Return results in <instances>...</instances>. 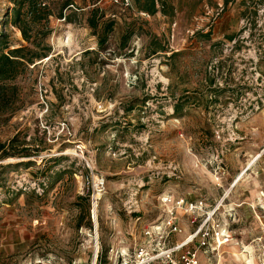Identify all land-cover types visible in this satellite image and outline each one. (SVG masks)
<instances>
[{"label": "rangeland", "instance_id": "374dc122", "mask_svg": "<svg viewBox=\"0 0 264 264\" xmlns=\"http://www.w3.org/2000/svg\"><path fill=\"white\" fill-rule=\"evenodd\" d=\"M45 3L33 47L0 0V54L47 55L3 81L0 144L30 156L0 160V264H95L97 243L112 264L163 226L166 196L217 209L221 264H264V0H77L63 18ZM94 7L99 34L115 23L103 47Z\"/></svg>", "mask_w": 264, "mask_h": 264}, {"label": "built area", "instance_id": "2783aa9c", "mask_svg": "<svg viewBox=\"0 0 264 264\" xmlns=\"http://www.w3.org/2000/svg\"><path fill=\"white\" fill-rule=\"evenodd\" d=\"M120 1L126 6L129 5V0ZM162 203L167 207V219L163 226L158 227L155 232L146 227L144 234L151 239L136 242L131 252L119 254L111 247L108 253L111 263L114 264L113 259L118 258L115 264H221L220 251L232 239H229L228 228L223 227L216 219L217 209H207L203 200H190L185 197L166 196ZM180 212L193 216L192 223H197V228L186 239H166L171 233L182 232L178 222ZM102 257V249L100 251L97 243L95 264Z\"/></svg>", "mask_w": 264, "mask_h": 264}, {"label": "trees", "instance_id": "16d2710c", "mask_svg": "<svg viewBox=\"0 0 264 264\" xmlns=\"http://www.w3.org/2000/svg\"><path fill=\"white\" fill-rule=\"evenodd\" d=\"M16 6L13 8L12 22L20 29L24 40L33 47H37L38 43L30 31L31 24H40L44 20H47L51 13L48 11L45 0H14ZM77 0H61L60 18L64 17V10L71 8V5H75ZM99 8L94 7L91 10V17L89 18V25L93 29L95 34L98 33L101 21L97 15ZM150 14H155L157 8L155 2H152L150 7L144 8ZM66 18V17H65ZM114 21L107 20L104 23L103 31L99 34V45L103 47L107 41L108 35L113 31ZM5 35L0 34V47L2 50L8 48L7 42L4 40ZM158 51V50H157ZM47 55L39 53L29 46H20L11 49L8 53L2 52L0 54V113L7 110L12 104H15L14 94H17V87L10 88L3 81L13 80L19 74H21L27 65L34 64V58H44ZM10 90L12 93H10ZM28 157L30 153L28 149L23 148L19 152H9L5 149L4 144H0V160L7 159L9 157ZM89 198V197H88ZM107 251V249H106ZM104 255V251L102 252Z\"/></svg>", "mask_w": 264, "mask_h": 264}, {"label": "bare ground", "instance_id": "6f19581e", "mask_svg": "<svg viewBox=\"0 0 264 264\" xmlns=\"http://www.w3.org/2000/svg\"><path fill=\"white\" fill-rule=\"evenodd\" d=\"M68 35H69V37H68V42H70L69 40H70V36H71V35H70V34H68Z\"/></svg>", "mask_w": 264, "mask_h": 264}]
</instances>
